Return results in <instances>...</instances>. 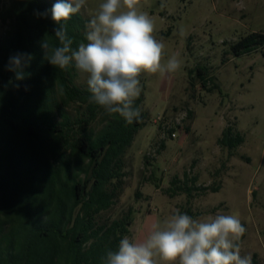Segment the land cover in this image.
Instances as JSON below:
<instances>
[{
	"label": "rangeland",
	"instance_id": "1",
	"mask_svg": "<svg viewBox=\"0 0 264 264\" xmlns=\"http://www.w3.org/2000/svg\"><path fill=\"white\" fill-rule=\"evenodd\" d=\"M100 2L88 0L79 13L89 21ZM7 3L0 0V14ZM141 8L165 44L164 61L178 54L182 67L141 75L145 123L124 156L123 193L104 219L132 208L129 237L140 241L177 209L199 219L235 213L247 229L241 255L264 264V46L242 56L232 50L264 33V0H141ZM8 29L0 19V37ZM74 84L88 89L87 74L76 69ZM105 114L99 106L85 127L98 135ZM68 115L75 121L90 112L74 104ZM228 128L243 138L234 149L219 144Z\"/></svg>",
	"mask_w": 264,
	"mask_h": 264
},
{
	"label": "trees",
	"instance_id": "2",
	"mask_svg": "<svg viewBox=\"0 0 264 264\" xmlns=\"http://www.w3.org/2000/svg\"><path fill=\"white\" fill-rule=\"evenodd\" d=\"M55 2L8 0L0 14L9 27L0 37V264H102L106 251L131 234L132 208L114 220L104 214L123 193L124 156L146 118L141 113L128 124L106 112L98 135L85 127L99 105L90 102L88 89L75 86V67L56 69L41 47L45 34L52 40L59 27L51 18ZM87 23L80 13L67 22L73 48L87 43ZM263 46L264 33H253L232 50L242 56ZM17 53L33 57L22 81L7 70ZM142 102L141 96L135 106ZM74 104L87 105V119L71 120ZM231 131L219 144L234 149L243 138L233 139Z\"/></svg>",
	"mask_w": 264,
	"mask_h": 264
},
{
	"label": "clouds",
	"instance_id": "3",
	"mask_svg": "<svg viewBox=\"0 0 264 264\" xmlns=\"http://www.w3.org/2000/svg\"><path fill=\"white\" fill-rule=\"evenodd\" d=\"M88 6V0H56L51 18L59 25L54 39L41 43L44 59L56 69L74 66L87 74L90 102L108 114H118L128 124L140 118L136 99L141 95L142 74L165 76L182 67L178 54L164 61L165 44L154 35L155 25L141 8V0H102L86 24L85 39L73 48L67 22ZM164 6L163 4L161 5ZM46 16L47 12L38 13ZM183 34V33H181ZM33 59L17 53L9 58L7 70L22 81ZM18 86V85H17ZM247 229L238 214L193 218L177 209L151 225L143 240L128 235L115 250L106 251L102 264H252L241 255V237Z\"/></svg>",
	"mask_w": 264,
	"mask_h": 264
},
{
	"label": "built area",
	"instance_id": "4",
	"mask_svg": "<svg viewBox=\"0 0 264 264\" xmlns=\"http://www.w3.org/2000/svg\"><path fill=\"white\" fill-rule=\"evenodd\" d=\"M173 136H175V135H173Z\"/></svg>",
	"mask_w": 264,
	"mask_h": 264
}]
</instances>
